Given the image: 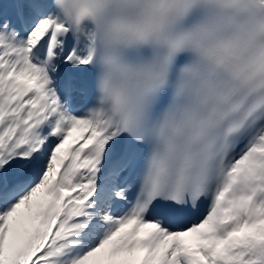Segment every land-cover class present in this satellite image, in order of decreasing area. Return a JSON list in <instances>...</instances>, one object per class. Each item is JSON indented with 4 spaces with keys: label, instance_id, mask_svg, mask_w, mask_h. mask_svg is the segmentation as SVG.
Segmentation results:
<instances>
[{
    "label": "snow or ice",
    "instance_id": "obj_1",
    "mask_svg": "<svg viewBox=\"0 0 264 264\" xmlns=\"http://www.w3.org/2000/svg\"><path fill=\"white\" fill-rule=\"evenodd\" d=\"M0 264H264V0H0Z\"/></svg>",
    "mask_w": 264,
    "mask_h": 264
}]
</instances>
